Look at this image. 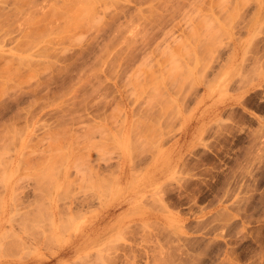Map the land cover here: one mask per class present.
<instances>
[{"label":"rangeland","instance_id":"1","mask_svg":"<svg viewBox=\"0 0 264 264\" xmlns=\"http://www.w3.org/2000/svg\"><path fill=\"white\" fill-rule=\"evenodd\" d=\"M0 264H264V0H0Z\"/></svg>","mask_w":264,"mask_h":264},{"label":"bare ground","instance_id":"2","mask_svg":"<svg viewBox=\"0 0 264 264\" xmlns=\"http://www.w3.org/2000/svg\"><path fill=\"white\" fill-rule=\"evenodd\" d=\"M70 221H71V220H70ZM70 221H69V222H70ZM67 225H68V224H67ZM64 226H65V225H64Z\"/></svg>","mask_w":264,"mask_h":264}]
</instances>
